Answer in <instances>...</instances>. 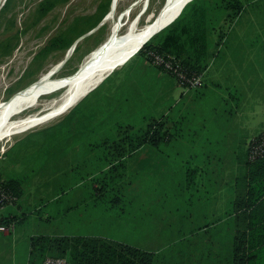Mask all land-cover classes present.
<instances>
[{
	"label": "crops",
	"instance_id": "crops-1",
	"mask_svg": "<svg viewBox=\"0 0 264 264\" xmlns=\"http://www.w3.org/2000/svg\"><path fill=\"white\" fill-rule=\"evenodd\" d=\"M238 2V18L225 29V38L203 73V87L186 90L143 60L125 71L116 83L125 87L123 94H127L130 106L143 103L153 119L158 116L170 129H179L178 136L182 135L162 144L163 152L154 153L146 174L148 182L158 181L164 193L175 197V216L170 218L166 212L162 218H155L154 224L147 221V233L139 244L146 250L157 245L158 249L150 251L160 252L170 244L165 236H170L172 230L190 252L191 260L185 261L189 264H230L236 233L245 228L241 215L246 211L248 194L249 145L264 132V0ZM129 64L110 77L122 73ZM143 149L155 150L150 145ZM125 160L115 161L113 166ZM144 169H132L112 188ZM73 171L64 172L63 181H68ZM104 181L100 185L106 186L107 179ZM98 189L99 185L95 194ZM86 205L77 209L78 215L72 205L59 215L69 219L77 215L84 230ZM148 214L149 209L144 217ZM32 237L22 251L18 248L19 263L28 262ZM210 251L215 255L209 256Z\"/></svg>",
	"mask_w": 264,
	"mask_h": 264
},
{
	"label": "rangeland",
	"instance_id": "rangeland-1",
	"mask_svg": "<svg viewBox=\"0 0 264 264\" xmlns=\"http://www.w3.org/2000/svg\"><path fill=\"white\" fill-rule=\"evenodd\" d=\"M165 1L117 0L112 9L114 0H0V102L18 97L43 74L53 72L52 69L63 62L70 48L91 33L78 42L69 60L57 73H53V78L73 75L84 58L113 32L116 33V41H122L132 27L140 30L152 22ZM141 50L129 60V66L122 73L114 74L95 95H88L63 116L0 142V181L4 185L13 182L18 191L16 204L3 215L9 230L0 232V264H22L18 262V248L22 251L31 236L68 237L92 233V227L88 231L83 230L84 224L78 221L77 209L93 202L98 185L106 195L132 169H143L153 164L154 153L157 152L143 148L127 156L126 163L115 166L117 160H106L101 150L83 157L85 146L75 144V141H79L77 138L86 129L60 139L66 129L59 128L65 120L87 115L94 109L93 101L107 91L110 95L112 84L122 80L125 71H131L141 60L147 62ZM148 64L177 83L167 71L153 63ZM61 93H45L39 103L43 104ZM39 110L41 107L24 111L12 117L11 122ZM154 110L158 115L157 106ZM98 115L99 120L102 113L99 111ZM154 120H159V117ZM87 133L88 140L91 133ZM149 152H152L151 158ZM69 170H74V175L65 182L64 172L68 174ZM104 179H107L106 186L100 185ZM63 186H66L65 190ZM62 190L64 192H60ZM62 194L64 201L57 204L62 200L58 199ZM71 205L77 215L75 219L72 217L74 221L69 222L72 219L60 216L59 212ZM90 221L87 219L86 227ZM170 239L171 236H165V242ZM148 248L156 250L159 247L152 244ZM228 256L229 251L224 257Z\"/></svg>",
	"mask_w": 264,
	"mask_h": 264
},
{
	"label": "trees",
	"instance_id": "trees-1",
	"mask_svg": "<svg viewBox=\"0 0 264 264\" xmlns=\"http://www.w3.org/2000/svg\"><path fill=\"white\" fill-rule=\"evenodd\" d=\"M239 10L238 0H193L171 26L152 38L141 51L147 63H153L149 53L170 56L180 61L188 75H203L225 38V29L237 20ZM116 83L112 84L110 95L107 91L93 101L94 109L87 115L65 120L59 128L66 129L60 139L86 129L77 138L79 141H75L85 146L83 157L101 150L106 160L118 161L146 145L163 152V143L182 136L177 135L179 129H170L165 122L154 120L143 103L130 106L128 96L123 94L125 87ZM99 111L102 116L98 120ZM89 131L91 138L87 140ZM147 172L146 168L133 173L128 181L113 187L106 195L101 189L96 190L97 199L84 208L86 217L91 220L84 230L92 227V233L68 237L33 236L25 264H42L48 257L64 258L71 264H189L190 252L177 241L172 230H169L170 244L160 252L146 250L139 244L147 233V221L154 224L155 218H162L166 212L170 218L175 216V197L164 193L158 181L148 182ZM246 179V211L241 215L245 228H239L236 233L230 264H264V157L249 161ZM4 187L17 197L13 182ZM148 209L149 214L144 217ZM2 224L8 225L4 217ZM208 255L212 257L214 251Z\"/></svg>",
	"mask_w": 264,
	"mask_h": 264
},
{
	"label": "bare ground",
	"instance_id": "bare-ground-1",
	"mask_svg": "<svg viewBox=\"0 0 264 264\" xmlns=\"http://www.w3.org/2000/svg\"><path fill=\"white\" fill-rule=\"evenodd\" d=\"M186 1L166 0L152 22L140 30L132 27L122 41L117 42L116 33L113 32L84 58L73 75L54 79L52 73L57 68L54 67L53 72L49 71L51 73L43 74L37 81L18 94V97L0 102V142L31 128L45 125L75 108L84 99L86 93L99 84L109 72L122 67L121 64L126 60L129 62L145 46L144 43L156 30L176 16ZM116 3L114 0L112 9L115 8ZM56 91L62 93L43 104L39 103L42 95ZM37 107H41V110L11 122L12 117Z\"/></svg>",
	"mask_w": 264,
	"mask_h": 264
},
{
	"label": "built area",
	"instance_id": "built-area-1",
	"mask_svg": "<svg viewBox=\"0 0 264 264\" xmlns=\"http://www.w3.org/2000/svg\"><path fill=\"white\" fill-rule=\"evenodd\" d=\"M152 56V62L154 65L163 68L170 73L177 83L186 90L199 89L202 87L204 79L202 74L193 73L188 75L180 61L174 57H164L149 53L148 56ZM264 157V133L255 139H253L249 145L248 158L249 161H255ZM15 194L12 191H8L2 182L0 181V232L7 233L9 228L2 224L4 212L14 206L16 203ZM42 264H71L64 258H52L48 257Z\"/></svg>",
	"mask_w": 264,
	"mask_h": 264
},
{
	"label": "water",
	"instance_id": "water-1",
	"mask_svg": "<svg viewBox=\"0 0 264 264\" xmlns=\"http://www.w3.org/2000/svg\"><path fill=\"white\" fill-rule=\"evenodd\" d=\"M193 0H187L183 5H182V7L180 8V10H179V12L176 14V16H174L167 24H165L164 26H162L161 28H159L158 30H156V32H154L152 35H151V37L144 43V45H146L152 38H154L155 36H157L158 34H160L162 31H164L165 29H167L169 26H171L178 18H179V16L182 14V12H183V10L185 9V7L189 4V3H191ZM116 2H117V0H116ZM89 34H91V33H89ZM89 34H87V35H85L83 38H81L80 40H78L71 48H70V50H69V52L67 53V55H66V57H65V59L63 60V62L59 65V66H57V69L53 72L54 74L55 73H57L64 65H65V63L69 60V58L71 57V55L73 54V52H74V50H75V48H76V45L78 44V42L79 41H81L82 39H84V38H86ZM144 47V46H143ZM127 62V60L124 62V63H122L121 64V66H123L125 63ZM114 70V69H113ZM111 71V72H109L107 75H106V77H104L100 82H99V84H97L95 87H93L92 89H90L87 93H86V95H85V97H84V99L90 94V93H92L93 91H95L107 78H109L110 76H111V74H113V72L114 71ZM52 73V74H53ZM53 74V75H54ZM83 101V100H82ZM79 104V103H78ZM77 104V105H78ZM76 105V106H77Z\"/></svg>",
	"mask_w": 264,
	"mask_h": 264
}]
</instances>
